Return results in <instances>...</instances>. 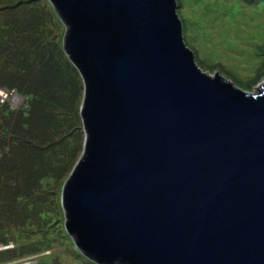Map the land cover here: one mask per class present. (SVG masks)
Wrapping results in <instances>:
<instances>
[{
  "label": "water",
  "instance_id": "1",
  "mask_svg": "<svg viewBox=\"0 0 264 264\" xmlns=\"http://www.w3.org/2000/svg\"><path fill=\"white\" fill-rule=\"evenodd\" d=\"M82 74L66 229L99 264H264V84L205 74L177 0H49Z\"/></svg>",
  "mask_w": 264,
  "mask_h": 264
},
{
  "label": "rangeland",
  "instance_id": "2",
  "mask_svg": "<svg viewBox=\"0 0 264 264\" xmlns=\"http://www.w3.org/2000/svg\"><path fill=\"white\" fill-rule=\"evenodd\" d=\"M177 2L185 43L194 52L202 72L212 76L219 72L225 80L249 94L260 89L264 83V0ZM41 6L53 12L49 0H42ZM52 16L48 24L52 30V41L64 50L66 28L60 18L54 14ZM72 78L81 83L84 97L77 100V97L70 95V103L67 105L69 94H66V103L62 108L59 105L54 106V109L47 107L45 113H52L53 124L57 120L54 133L53 127L46 123L43 115L36 112V108L33 111L26 94L7 91L9 99L6 102L21 116L19 123L24 124L27 130L31 129L28 135L30 147L51 145L53 157L46 156L52 161L48 166L49 172L33 187L32 195L25 191L19 196L17 205L10 202L6 211L10 217H6L5 213L0 214V224L4 229H14L12 240L8 243L0 242V251L9 249L10 253L15 250L17 253L15 259L0 264H99L80 254L65 231L63 188L86 146L82 117L85 81L78 71L74 72ZM72 90L73 85L70 84V94ZM3 91L5 89L0 87V98ZM17 95L20 101L15 105L13 98ZM76 107L79 108L78 118L73 114ZM21 128L24 129L21 126L19 130ZM35 153L39 155L37 159H40L41 154L38 151ZM31 158L35 159L34 154H31ZM34 165L35 175L40 177L41 163Z\"/></svg>",
  "mask_w": 264,
  "mask_h": 264
},
{
  "label": "trees",
  "instance_id": "3",
  "mask_svg": "<svg viewBox=\"0 0 264 264\" xmlns=\"http://www.w3.org/2000/svg\"><path fill=\"white\" fill-rule=\"evenodd\" d=\"M41 4L42 0H0V87L26 94L33 111L36 108V112L43 115L54 133L57 120L53 124L52 113H45L47 107L54 109L59 105L62 108L66 103V94H69L67 105L70 95L77 100L84 95L81 83L72 78L74 72H80L79 69L65 55L63 48L55 46L52 41V30L48 24L53 19L52 14L59 18L54 5L51 2V13ZM70 84L73 85L71 94ZM9 105L0 102V214L5 213L6 217H10L6 212L10 202L17 205L19 196L25 191L32 195L33 187L47 176L52 161L46 156L53 157L51 145L30 147L28 135L31 129L29 131L19 123L21 116ZM73 114L79 117L78 107ZM21 126L25 130H19ZM37 151L41 154L40 159H37ZM31 154H34V160ZM35 163H41L40 177L35 175ZM13 231L12 228L4 229L0 224V242L12 240ZM65 231L76 245L74 237L67 233V229ZM16 256V250L14 253H10L9 249L2 250L0 262L15 259ZM87 257L97 262L93 257ZM116 263L126 264L122 260Z\"/></svg>",
  "mask_w": 264,
  "mask_h": 264
},
{
  "label": "built area",
  "instance_id": "4",
  "mask_svg": "<svg viewBox=\"0 0 264 264\" xmlns=\"http://www.w3.org/2000/svg\"><path fill=\"white\" fill-rule=\"evenodd\" d=\"M7 91H8V90L5 89V91L2 92V98H0V99H1L0 102L3 103V104L8 103V102H6L7 99H9V95H8V92H7ZM13 101L15 102V105H17L18 102L20 101V96H19V95L15 96V97L13 98Z\"/></svg>",
  "mask_w": 264,
  "mask_h": 264
},
{
  "label": "clouds",
  "instance_id": "5",
  "mask_svg": "<svg viewBox=\"0 0 264 264\" xmlns=\"http://www.w3.org/2000/svg\"><path fill=\"white\" fill-rule=\"evenodd\" d=\"M264 84V83H263ZM262 90V86H260V89H258L256 92H259V91H261ZM255 92V93H256ZM252 94H254V93H252Z\"/></svg>",
  "mask_w": 264,
  "mask_h": 264
}]
</instances>
